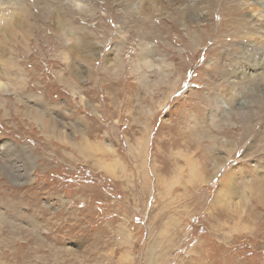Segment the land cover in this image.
<instances>
[{
	"label": "rangeland",
	"instance_id": "rangeland-1",
	"mask_svg": "<svg viewBox=\"0 0 264 264\" xmlns=\"http://www.w3.org/2000/svg\"><path fill=\"white\" fill-rule=\"evenodd\" d=\"M250 1H0V264H264Z\"/></svg>",
	"mask_w": 264,
	"mask_h": 264
},
{
	"label": "bare ground",
	"instance_id": "bare-ground-1",
	"mask_svg": "<svg viewBox=\"0 0 264 264\" xmlns=\"http://www.w3.org/2000/svg\"><path fill=\"white\" fill-rule=\"evenodd\" d=\"M0 1H2V0H0ZM253 1H255V3H260V4L263 3V4H264V0H253ZM253 1H250V3L253 2ZM6 2H7V1H6ZM251 4H252V3H251ZM261 5H262V4H261ZM251 6H252V5H251ZM24 9H25V8H24ZM258 13H260V14L264 13V7H263L262 9H260V11H259ZM198 16L201 17V16H202V13H199ZM0 19H1V17H0ZM4 36H5V35H4ZM5 37H6V36H5ZM247 49H248V48H247ZM259 55H260V56H264V52H261V54L259 53ZM1 86H3L2 83H0V87H1ZM141 145H142V144H141Z\"/></svg>",
	"mask_w": 264,
	"mask_h": 264
}]
</instances>
